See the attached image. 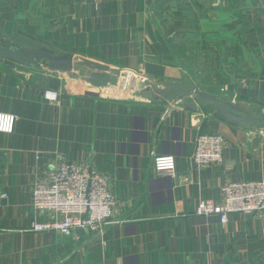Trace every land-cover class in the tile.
<instances>
[{"label":"crops","instance_id":"crops-1","mask_svg":"<svg viewBox=\"0 0 264 264\" xmlns=\"http://www.w3.org/2000/svg\"><path fill=\"white\" fill-rule=\"evenodd\" d=\"M197 2L0 0L1 42L22 40L11 44L71 60L45 58L54 71L37 73L0 68V111L17 116L14 132L0 133V264H264V215L234 213L221 223L216 214L196 213L201 200H222L224 184L264 181V131L196 105L186 109L189 103L118 98L108 92L112 79L102 83L106 66L182 84L184 69L169 40L180 41L188 21L199 33ZM206 8L216 27L201 33L225 59L226 76L204 88L254 116L246 108L264 106V0H218ZM162 10H170L173 26L166 27ZM49 89L60 92L58 101L45 99ZM203 132L226 138L223 163L193 160ZM168 153L175 173L159 174L154 156ZM63 160L107 176L114 222L101 234L27 230L52 216L33 211L32 189Z\"/></svg>","mask_w":264,"mask_h":264},{"label":"built area","instance_id":"built-area-1","mask_svg":"<svg viewBox=\"0 0 264 264\" xmlns=\"http://www.w3.org/2000/svg\"><path fill=\"white\" fill-rule=\"evenodd\" d=\"M46 100L56 102L58 90L44 92ZM17 116L0 111V133L14 132ZM226 138L221 133L203 132L195 143L193 160L199 166L224 162ZM153 167L159 174L173 175L176 159L171 153L154 156ZM222 200H201L196 208L199 215L216 214L227 223L234 213L264 215V181L238 180L224 184ZM6 194H1L5 197ZM115 198L107 176L90 164L61 161L51 169L46 180L38 181L32 189V208L36 214L51 213L50 218L38 221L27 230L59 231L72 236L78 230L101 234L114 222Z\"/></svg>","mask_w":264,"mask_h":264},{"label":"rangeland","instance_id":"rangeland-1","mask_svg":"<svg viewBox=\"0 0 264 264\" xmlns=\"http://www.w3.org/2000/svg\"><path fill=\"white\" fill-rule=\"evenodd\" d=\"M197 3H200L202 9H198V25L199 33L194 35V30L192 29L191 21L185 23L183 26L184 31L180 41L169 40V45L174 54L175 58L182 65L184 69V79L182 84L178 85V89L168 87L169 84H164V82L158 81H143L139 80V85L133 86L132 89H121L119 86L114 87V89L109 90L108 92L117 96L118 98H124L128 100L140 101L143 103H165L169 106H180L187 103H194L196 108L219 115L217 108L213 104L207 103V98L220 99L218 95H214L208 92L204 85L212 86L215 81H222L223 77L226 76V73L223 72V64L225 59L218 54L216 51H211L210 44L208 43V35L201 33V30L208 32L209 28L216 27V25H210L208 22V17L211 16L208 13L209 9L206 6L218 2V0H197ZM185 14L191 13V10H184ZM161 16H164L169 23L166 24V27L173 26V20L171 21L172 13L170 10H164L160 12ZM196 15L192 18L196 19ZM190 20V19H189ZM196 22V20H195ZM217 24V23H216ZM219 26V25H218ZM172 32V31H170ZM171 38V37H170ZM4 43L10 45L14 43L16 45L25 44V41L15 40H2ZM21 43V44H20ZM29 43V42H27ZM13 44V45H14ZM11 44V46H13ZM26 46H32L33 50H38L37 44H27ZM35 46L36 49H35ZM222 52V50H221ZM40 66H24L20 64H9L5 61H0V68L7 69L8 71L19 74L20 72H41L42 70L49 69L50 63L45 58H40ZM52 71L54 68L51 67ZM51 71V72H52ZM37 73V72H36ZM39 74V73H38ZM40 75V74H39ZM38 75V76H39ZM103 80L108 81L111 76L103 73ZM114 76V75H113ZM207 87V86H205ZM186 92L187 94L181 96V92ZM195 100V101H194ZM194 101V102H193ZM246 112L254 115L253 117L264 120V106H248ZM261 110L263 113L260 114ZM247 128L257 131H264V123H257L253 126Z\"/></svg>","mask_w":264,"mask_h":264},{"label":"water","instance_id":"water-1","mask_svg":"<svg viewBox=\"0 0 264 264\" xmlns=\"http://www.w3.org/2000/svg\"><path fill=\"white\" fill-rule=\"evenodd\" d=\"M45 58L49 60L51 63H57V64H65L67 62H71L70 59H66V58L64 59V58H57L51 56H45ZM39 60H40V56L31 53L29 50H24L23 48L7 45L0 41V61H5L6 63H9L11 65L20 64L24 66H38ZM102 68H104L105 71H108V75L111 76L110 79H107L108 81L103 80L102 83H104L105 85L110 84L111 82L109 81L112 79L111 84L114 87L119 86V88L121 89L129 90L132 89L133 86L139 85L140 83L137 74L133 72L125 71L121 69H115V68H107L106 66H102ZM145 81H155V80L147 77ZM168 87L178 89V82H174L172 85H169ZM186 94L187 93L184 91L180 93L181 96H184ZM206 101L209 104H213L217 108V112L220 116L229 119L231 121H234L238 124L250 127L257 123H264V120H261L259 118L240 114L239 112L236 111L234 106L223 100L207 98ZM185 107L186 109L194 110L195 104L189 103Z\"/></svg>","mask_w":264,"mask_h":264},{"label":"trees","instance_id":"trees-1","mask_svg":"<svg viewBox=\"0 0 264 264\" xmlns=\"http://www.w3.org/2000/svg\"><path fill=\"white\" fill-rule=\"evenodd\" d=\"M219 117H221V118H223L222 116H220V115H218ZM224 120H228V119H226V118H223Z\"/></svg>","mask_w":264,"mask_h":264},{"label":"bare ground","instance_id":"bare-ground-1","mask_svg":"<svg viewBox=\"0 0 264 264\" xmlns=\"http://www.w3.org/2000/svg\"><path fill=\"white\" fill-rule=\"evenodd\" d=\"M176 159V158H175Z\"/></svg>","mask_w":264,"mask_h":264}]
</instances>
